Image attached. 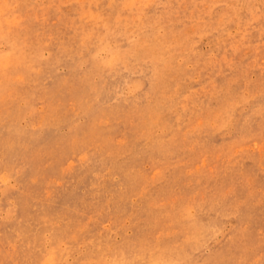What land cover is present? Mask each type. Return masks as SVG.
<instances>
[{"label":"rangeland","instance_id":"rangeland-1","mask_svg":"<svg viewBox=\"0 0 264 264\" xmlns=\"http://www.w3.org/2000/svg\"><path fill=\"white\" fill-rule=\"evenodd\" d=\"M0 264H264V0H0Z\"/></svg>","mask_w":264,"mask_h":264}]
</instances>
